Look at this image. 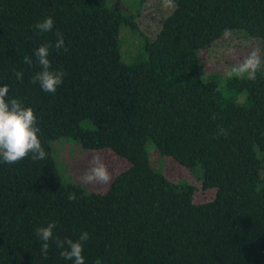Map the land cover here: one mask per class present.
Segmentation results:
<instances>
[{
    "label": "trees",
    "instance_id": "16d2710c",
    "mask_svg": "<svg viewBox=\"0 0 264 264\" xmlns=\"http://www.w3.org/2000/svg\"><path fill=\"white\" fill-rule=\"evenodd\" d=\"M175 3L149 38L134 15L106 0H0V86L33 110L47 153L0 162V264H72L54 241L75 242L83 232L85 264H264V71L254 80L226 77L222 90L245 93L241 105L199 64L228 32L264 40V0ZM47 17L54 27L41 33L34 26ZM56 33L67 51L50 48L48 58L66 75L52 94L31 80L40 71L34 51L54 44ZM13 70L23 71L22 81ZM60 138L109 150L129 166L103 193L65 184L52 158ZM149 142L197 173L213 200L195 203L196 186L153 168ZM223 145L227 155L215 151ZM51 222L45 258L36 229Z\"/></svg>",
    "mask_w": 264,
    "mask_h": 264
},
{
    "label": "rangeland",
    "instance_id": "374dc122",
    "mask_svg": "<svg viewBox=\"0 0 264 264\" xmlns=\"http://www.w3.org/2000/svg\"><path fill=\"white\" fill-rule=\"evenodd\" d=\"M106 6L110 10L124 16L134 15L140 33L149 38L155 37L161 28L162 21L171 11V9L169 11L163 8L161 0H106ZM137 14L139 15L137 16ZM120 35L133 44L137 42V38L127 30H122ZM124 49H127L126 45H124ZM253 51H256L260 57L261 63L258 70L264 71V40L251 39L241 31H232L217 41L207 52L201 54L199 64L205 75L214 74L219 77V88L222 90L226 77L231 72L233 66L240 64ZM229 76L241 77L247 76V74H233ZM222 92L233 98L237 104L245 105L247 103L245 93L236 94L225 92L224 90ZM51 147L52 158L61 175L62 182L78 186L86 192H105L115 176L126 170L129 166L125 160L120 159L109 150H85L81 148L77 141L67 138L53 141ZM146 150L150 165L171 182L184 181L196 186V192L194 193L195 203H205L213 200L214 191H206L201 188L200 181L197 179V173H191L172 158L161 155L150 142L146 144ZM215 151L223 155L229 153L226 145L221 146ZM95 155L101 157L102 162L111 175V182L108 185H84L78 179L91 166L90 161Z\"/></svg>",
    "mask_w": 264,
    "mask_h": 264
},
{
    "label": "clouds",
    "instance_id": "9594fccd",
    "mask_svg": "<svg viewBox=\"0 0 264 264\" xmlns=\"http://www.w3.org/2000/svg\"><path fill=\"white\" fill-rule=\"evenodd\" d=\"M161 3L165 9L175 10L177 7L175 0H161ZM34 27L39 32L46 33L53 29L54 21L51 17H47L42 22H38ZM56 36L57 39L54 44H42L34 51L35 63L40 71L31 80L32 83H38L43 92L52 94L63 83V77L66 75L62 70H53L48 58L50 48L67 51L63 35L56 33ZM24 63L31 66L33 60L25 56ZM260 63V57L256 51H253L240 64L233 66L229 75L247 74L249 80H254ZM13 74L18 81L23 80V71L13 70ZM8 93L9 86L7 84L0 86V162L14 164L29 155H31L33 161L46 159L47 153L38 138L40 128L36 126L37 120L33 110L30 107H25L21 100L14 98L8 99ZM211 118L214 119L215 114ZM218 134H225V130L220 128ZM90 165L78 177L82 184H110L111 175L99 155L92 157ZM76 198L74 192L68 194L69 201H75ZM55 227V222H51L46 227L36 229V235L41 241L39 250L45 258H47V252L49 250V241L53 240V230ZM88 239L89 234L83 232L75 242L71 239L61 240L59 238H56L54 242L56 247L61 249L60 256L62 258L71 261L72 264H85L82 255L83 243ZM95 264H102V261L97 259Z\"/></svg>",
    "mask_w": 264,
    "mask_h": 264
}]
</instances>
